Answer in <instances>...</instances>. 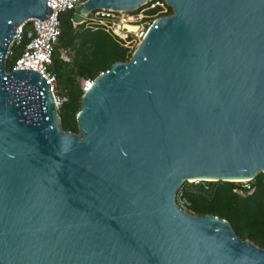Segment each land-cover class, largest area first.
<instances>
[{
	"label": "water",
	"instance_id": "95a60500",
	"mask_svg": "<svg viewBox=\"0 0 264 264\" xmlns=\"http://www.w3.org/2000/svg\"><path fill=\"white\" fill-rule=\"evenodd\" d=\"M144 1L84 0L72 17ZM164 1L172 13L83 90L75 133L41 74L1 70L19 23L52 8L0 0V264H264L227 220L175 200L185 181L264 170V0Z\"/></svg>",
	"mask_w": 264,
	"mask_h": 264
},
{
	"label": "trees",
	"instance_id": "16d2710c",
	"mask_svg": "<svg viewBox=\"0 0 264 264\" xmlns=\"http://www.w3.org/2000/svg\"><path fill=\"white\" fill-rule=\"evenodd\" d=\"M157 9L159 6L147 11L151 14ZM167 13H172L170 6H167ZM71 14L68 11L59 16L61 31L47 70L56 76L64 91V99L57 110L60 128L76 133L75 115L83 92L79 80H92L112 63L127 60L132 49L120 44L101 28L72 25L68 20ZM69 45L74 49L69 68L71 77L63 69L68 62L60 58L57 52L58 46ZM19 52L20 47L13 49V55L6 61L7 69H11ZM239 185L234 181H185L180 188L182 196L188 202L184 210L194 214L210 213L224 218L240 238H247L264 247V184L260 174L255 176L250 193L241 187L240 193L236 192Z\"/></svg>",
	"mask_w": 264,
	"mask_h": 264
},
{
	"label": "built area",
	"instance_id": "2783aa9c",
	"mask_svg": "<svg viewBox=\"0 0 264 264\" xmlns=\"http://www.w3.org/2000/svg\"><path fill=\"white\" fill-rule=\"evenodd\" d=\"M83 1L46 0L45 5L52 8L48 18L42 21L34 17L22 20L4 53L5 56L7 53H11L10 49L20 47L19 55L15 58L12 65L13 70L27 68L38 72L48 81L49 92L54 93L53 83L55 75L49 72L47 67L51 63V55L61 31L59 16L68 11L73 14L74 8ZM155 6H159V9L149 14L147 10ZM167 6L169 5L164 0H146L135 8L127 10H113L103 7L93 8L88 10L79 21H75L72 14L68 20L72 25L83 24L89 28H101L120 44L133 50L134 46H136L155 20L169 15ZM132 26H135L134 30L129 28ZM89 81L84 80L82 90L86 89ZM258 174H260L261 182L264 184V171H260ZM254 178L238 181L240 185L236 188V191L240 193L239 187H241L247 189V192H251L253 190L251 184ZM180 188L176 191L175 200L177 205L184 209L188 202L182 196Z\"/></svg>",
	"mask_w": 264,
	"mask_h": 264
},
{
	"label": "rangeland",
	"instance_id": "374dc122",
	"mask_svg": "<svg viewBox=\"0 0 264 264\" xmlns=\"http://www.w3.org/2000/svg\"><path fill=\"white\" fill-rule=\"evenodd\" d=\"M84 28H87V26L85 25H82ZM135 47V46H134ZM15 48V47H14ZM12 50L10 49L11 53H7L5 56H4V60H3V69L5 71V73H10L13 68L11 67V69H7L6 68V61L9 59L10 56L13 55V49ZM65 48V49H64ZM57 52H58V55L60 58H62L63 60H66V62H68L67 64L64 65L63 69L65 70V73L68 74L70 77L72 76V73L71 71H69V68H70V61L73 57V53H74V49L71 45L67 46V47H61V46H58L57 47ZM12 54V55H11ZM84 83V80H79V84L81 86V89H82V85ZM53 92H54V96L56 99V102H57V106H56V112L58 110V106L60 104V102L64 99V91L61 89V86L55 76V81L53 83ZM237 192V191H236ZM239 193V192H238ZM250 193V192H248Z\"/></svg>",
	"mask_w": 264,
	"mask_h": 264
},
{
	"label": "bare ground",
	"instance_id": "6f19581e",
	"mask_svg": "<svg viewBox=\"0 0 264 264\" xmlns=\"http://www.w3.org/2000/svg\"><path fill=\"white\" fill-rule=\"evenodd\" d=\"M3 60H4V56H3ZM3 60H2V64H3ZM1 70H2V73L3 74H8V73H5V71H4V69H3V66H2V68H1ZM89 84H90V81H89V83L87 84V86H86V88L89 86ZM52 96H53V100H54V103H55V108H54V110H55V112H56V106H57V102H56V99L54 98V93H52ZM59 132H60V128H59ZM264 171V170H263ZM253 178V177H252ZM249 179H251V177H248V178H234L233 180L234 181H246V180H249ZM196 180V179H195Z\"/></svg>",
	"mask_w": 264,
	"mask_h": 264
}]
</instances>
